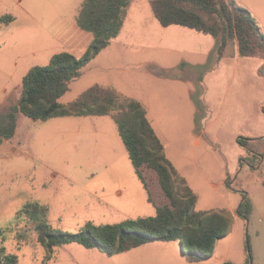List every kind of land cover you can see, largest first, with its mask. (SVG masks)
<instances>
[{"label": "rangeland", "instance_id": "rangeland-1", "mask_svg": "<svg viewBox=\"0 0 264 264\" xmlns=\"http://www.w3.org/2000/svg\"><path fill=\"white\" fill-rule=\"evenodd\" d=\"M83 1L0 0V18L12 16L0 21V118L5 105L19 101L32 67L64 51L85 56L94 36L77 24ZM218 46L211 35L162 26L150 0H131L118 37L60 98L69 109L100 84L143 104L176 175L197 196L194 209L229 218L213 256L192 263L174 240L112 256L73 242L47 257L35 217L78 233L171 207L156 171L142 167L149 190L136 174L114 117L120 108L113 107L109 115L69 113L46 121L17 114L15 136L0 145V227L19 264H264V160L257 170L242 166L248 150L237 141L245 137L251 145L264 136V61L242 57L231 39L216 65ZM247 197L248 220L238 214ZM28 203L47 210L20 214Z\"/></svg>", "mask_w": 264, "mask_h": 264}, {"label": "trees", "instance_id": "trees-1", "mask_svg": "<svg viewBox=\"0 0 264 264\" xmlns=\"http://www.w3.org/2000/svg\"><path fill=\"white\" fill-rule=\"evenodd\" d=\"M131 0H84L77 16L78 26L93 34V40L83 58L72 52L55 54L47 65L32 67L23 78L22 94L14 105H5L0 118V144L12 139L17 131V114L36 121L75 113L80 116H103L114 112L120 136L126 146L136 174L148 183L142 167L157 172L170 206H157L154 216H144L124 222L97 225L78 233L53 229L35 217L39 241L50 257L53 249L62 244L79 243L88 249H98L112 256L130 251L154 241H180L183 253L190 262H201L213 256L216 242L227 233L229 218L220 212L196 211L197 196L185 179L166 157L165 145L152 125L143 104L122 97L113 87L95 84L71 105L63 107L60 98L70 83L82 74L83 68L118 37ZM154 15L162 26L178 25L210 34L218 40L217 59H221L231 39H237L242 56L264 54V33L251 12L235 0H150ZM5 15L0 21L9 22ZM1 114V115H2ZM239 142L247 146V139ZM264 153L253 154L246 161L257 166ZM229 182L227 181V184ZM47 208L28 203L20 214H43ZM253 207L247 197L238 214L246 220ZM6 230L0 227V264H19L18 257L3 245ZM185 247H189L186 250Z\"/></svg>", "mask_w": 264, "mask_h": 264}, {"label": "crops", "instance_id": "crops-1", "mask_svg": "<svg viewBox=\"0 0 264 264\" xmlns=\"http://www.w3.org/2000/svg\"><path fill=\"white\" fill-rule=\"evenodd\" d=\"M236 1V3L239 5V3L238 2H241L240 3V5H242L243 7H245L246 9H248L250 12H251V14L254 16V18L257 20V22L259 23V26H260V28H261V30H262V32L264 33V0H235ZM153 11V10H152ZM127 12H128V10H127ZM153 14H154V12H153ZM155 16V15H154ZM126 17V16H125ZM156 17V16H155ZM157 19V18H156ZM158 20V19H157ZM159 21V20H158ZM160 23V22H159ZM172 26V25H171ZM176 26H178V25H176ZM181 27H183V26H181ZM185 28H187V27H185ZM189 29H191V28H189ZM192 30H194V29H192ZM196 31V30H195ZM198 32V31H197ZM199 33H201V32H199ZM202 34H204V33H202ZM205 35H210V34H205ZM212 36V35H211ZM108 48V47H107ZM238 49H239V46H238ZM239 54H240V51H239ZM241 55V54H240ZM242 56V55H241ZM242 57H260V59H262L263 61H264V54H260V55H256V56H242ZM224 61V59H223V57L221 58V59H217L216 58V65H220L222 62ZM263 68H264V65L262 66ZM263 104V103H262ZM262 106V105H261ZM240 138L241 137H239L238 139H237V141H238V143L241 145V146H243V147H245V148H247V150H248V155L246 156V157H244V161H243V163H241L242 164V166L243 165H248L249 167H252L253 169H255V170H257L258 169V167H260L261 166V164H262V162H263V160H264V158L262 157L261 159H260V161H259V163H258V165L257 166H255V167H253L252 165H250L247 161H246V159L248 160L250 157H252L253 156V154H259V153H264V136L263 137H261V138H257V139H255L254 140V142L253 143H251V145L249 144V143H247L248 145L247 146H245V145H242L240 142H239V140H240ZM245 138V137H244ZM245 139H247V138H245ZM9 140V139H8ZM258 140H260L259 142H258ZM5 141H7V140H5ZM4 141V142H5ZM247 141H249V139H247ZM4 142H2L0 145H2ZM129 155V154H128ZM143 175H144V177H145V174L143 173ZM146 179V178H145ZM143 182V181H142ZM148 188H149V186H148ZM34 226L36 227V221H34ZM145 245V244H144ZM140 247V246H139ZM215 248H216V245H215ZM215 248H214V251H215ZM86 249H88V248H86ZM214 254V253H213ZM49 256H52V255H49ZM49 258V257H48ZM192 263H197V262H192Z\"/></svg>", "mask_w": 264, "mask_h": 264}, {"label": "bare ground", "instance_id": "bare-ground-1", "mask_svg": "<svg viewBox=\"0 0 264 264\" xmlns=\"http://www.w3.org/2000/svg\"><path fill=\"white\" fill-rule=\"evenodd\" d=\"M153 205V204H152Z\"/></svg>", "mask_w": 264, "mask_h": 264}]
</instances>
